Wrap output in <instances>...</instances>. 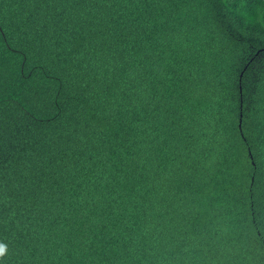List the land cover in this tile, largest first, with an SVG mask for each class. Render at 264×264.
<instances>
[{"label":"trees","instance_id":"16d2710c","mask_svg":"<svg viewBox=\"0 0 264 264\" xmlns=\"http://www.w3.org/2000/svg\"><path fill=\"white\" fill-rule=\"evenodd\" d=\"M0 244L264 264V0H0Z\"/></svg>","mask_w":264,"mask_h":264},{"label":"clouds","instance_id":"9594fccd","mask_svg":"<svg viewBox=\"0 0 264 264\" xmlns=\"http://www.w3.org/2000/svg\"><path fill=\"white\" fill-rule=\"evenodd\" d=\"M5 251H6V246L3 244H0V255L4 254Z\"/></svg>","mask_w":264,"mask_h":264},{"label":"water","instance_id":"95a60500","mask_svg":"<svg viewBox=\"0 0 264 264\" xmlns=\"http://www.w3.org/2000/svg\"><path fill=\"white\" fill-rule=\"evenodd\" d=\"M239 121H241V120H239ZM239 128H240V124H239Z\"/></svg>","mask_w":264,"mask_h":264}]
</instances>
